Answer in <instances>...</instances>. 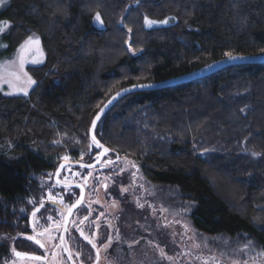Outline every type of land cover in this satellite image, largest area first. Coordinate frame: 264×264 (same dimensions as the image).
Wrapping results in <instances>:
<instances>
[{"label": "trees", "instance_id": "trees-1", "mask_svg": "<svg viewBox=\"0 0 264 264\" xmlns=\"http://www.w3.org/2000/svg\"><path fill=\"white\" fill-rule=\"evenodd\" d=\"M136 1L8 0L0 8L8 23L0 60L31 33L44 53L41 65L26 68L35 79L28 95H0V252L46 178L31 176L53 171V158L66 152L88 157V127L113 93L228 53L264 54V0ZM94 13L103 28L93 26ZM167 17L175 22L144 26L145 18ZM95 131L100 143L138 162L144 177L194 203L197 232L264 253V63L128 94Z\"/></svg>", "mask_w": 264, "mask_h": 264}, {"label": "flooded vegetation", "instance_id": "flooded-vegetation-1", "mask_svg": "<svg viewBox=\"0 0 264 264\" xmlns=\"http://www.w3.org/2000/svg\"><path fill=\"white\" fill-rule=\"evenodd\" d=\"M99 151L100 148L92 145L91 149L88 147V157L68 161L90 164L97 159ZM106 160L110 163L99 164V166L111 165L123 159L114 150H110L108 155L101 158V162ZM126 163L128 164V162ZM130 165L133 168L131 185L139 186L136 178L140 175L141 168L133 163ZM56 167L51 177L44 179L47 180L46 183L44 182L42 188L37 190V193L31 197L30 203L26 205L19 226L16 225L12 236L8 237L4 252H0V264H97V250L80 235L78 229L82 230L89 238L94 239L100 250L98 264H133L130 261L129 252H134L136 249L129 243L146 235L144 228L141 227L142 221H144L143 217L153 213L155 207L150 206L149 202L148 209L151 208L150 210L141 204L137 206L138 209H133L130 208L129 201L123 200L121 211H117L118 207L114 206L113 199V195L117 194L114 193L112 185L105 178L92 177L93 174L86 173L90 169L66 166L59 174L58 180L65 184H75V186H64L54 180ZM120 178L126 183L127 177H115L114 179L120 181ZM145 179L151 185L160 187L148 177ZM81 186L83 187V199L72 211L64 227L66 213L80 196ZM115 188H119V185L117 184ZM50 195L54 199H50ZM138 196L136 194L135 197ZM97 197L100 198V201L96 200ZM34 211L36 212L35 217L32 215ZM130 211H134L135 218L139 217L140 219L131 220ZM115 214L120 216V221L116 223L117 227L113 228ZM45 229L54 237L53 240L48 241L46 236H38V233L44 232ZM119 234L121 237L117 240ZM29 236L41 239L45 243V247L41 248L34 240H29L27 238ZM61 236L64 237L66 246L72 253L71 259L68 258V253L63 250ZM105 244H109L107 250L103 247ZM16 252L27 255L17 257ZM53 253H56L55 257ZM32 256L42 257V259H30L29 257Z\"/></svg>", "mask_w": 264, "mask_h": 264}, {"label": "rangeland", "instance_id": "rangeland-1", "mask_svg": "<svg viewBox=\"0 0 264 264\" xmlns=\"http://www.w3.org/2000/svg\"><path fill=\"white\" fill-rule=\"evenodd\" d=\"M139 1L137 0L136 3ZM141 1L151 2L152 0ZM7 2L8 0H3V3H0V8ZM96 14H93L92 24L96 28L101 29L103 28V22L102 20L97 21L95 19ZM145 19L144 26L147 29L165 27L175 22L173 17H167L162 20L147 18V20L154 22L149 25L145 23ZM164 21H167V23H164ZM0 25L3 26L2 30H0L1 35L7 28L8 23L0 22ZM40 41L38 34L31 33L19 45L10 59L0 60V95L13 97L25 95V92L28 95L33 89L35 83L28 84L27 78L31 76L26 68L43 63L44 53ZM5 46V43L0 42V50L5 48ZM21 60H23L22 68ZM17 76H19V79H16ZM31 79L35 82L33 77ZM86 143L88 150L89 141ZM242 147L241 149L245 154L252 153L245 146ZM113 149L117 153H120L119 155L123 160L106 166L97 165L86 173L93 174L94 176L92 177H103L112 185L114 193L117 194L113 195L114 206L118 207L117 211H121L123 200L129 201V206L133 209H138L137 206H140V204L148 209L149 202L150 206L155 207L153 213L143 217L144 221H142L141 227L144 228L146 235L141 238L138 237L129 243L136 249L134 252H129L130 261L133 264H264V253L259 249H252L250 244L240 245L231 241H223L217 237H208V235L197 232L190 220V213L194 209V203L178 200L176 197L177 193L172 189L151 185L145 179L141 170L139 171L140 175L136 178L139 186L131 185L133 168H131L130 164L133 163L134 165H138V167L139 164L133 161L130 156L121 154L115 147ZM64 156H68V160H78L77 158L81 159L84 157V155L78 153V157L76 158V155L73 157L69 152H66L61 157H54L52 161L54 162L57 159V162H59ZM52 172L48 174H35L31 177L40 182V177L49 178ZM122 176L127 177L126 183L121 178L120 181L114 179L115 177ZM46 181L44 180L45 183ZM219 182L222 183L221 180ZM117 184L119 188H115ZM225 191H227V195L229 196L228 199L232 200L233 190ZM136 194L139 196L135 197ZM96 200L100 201V198L97 197ZM129 216L133 221L140 219L139 217L135 218L136 214L134 211H130ZM118 221H120V216L115 214L113 228L117 227L116 223ZM118 236L117 240L121 237L120 234Z\"/></svg>", "mask_w": 264, "mask_h": 264}, {"label": "water", "instance_id": "water-1", "mask_svg": "<svg viewBox=\"0 0 264 264\" xmlns=\"http://www.w3.org/2000/svg\"><path fill=\"white\" fill-rule=\"evenodd\" d=\"M127 47H129V43L126 44ZM232 57H235L234 59H230L229 56H225L222 57L221 59L212 61L196 70L190 71L188 73L176 76V77H172L163 81H159V82H152L151 84L149 83H137V84H131V85H127L121 89H119L118 91H116L115 93H113L104 103L103 105L98 109V111L95 113V115L93 116L89 128H88V137L90 140V145H89V149H91V146L94 145L92 144V140L91 137L95 132V129H92V121L93 119L96 117L97 113L100 112V109L103 108L104 111L101 114V118L104 116V114L114 105V103H116L119 99H121L122 97L131 94V93H135V92H140V91H152V90H158V89H162V88H166V87H170L172 85H176V84H180V83H186L195 79H199L202 78L204 76H207L209 74H212L216 71L221 70L224 67H227L229 65H234V64H259V63H264V54H260V55H232ZM111 101V102H110ZM110 102V103H109ZM106 105V107H105ZM100 118V120H101ZM99 120V121H100ZM99 121H97V124L99 123ZM96 124V126H97ZM96 128V127H95ZM95 135V134H94ZM97 139V138H96ZM98 140V139H97ZM101 144V143H100ZM103 145V144H101ZM107 148L105 145H103V148H100V151L97 155L100 156L99 161L96 159L94 162L90 163L91 165H93L92 168L96 167L97 165H99L100 163L105 165V164H109L108 160L101 162V158L104 156H101L100 154L103 152V149ZM108 149V152L105 155H108V153L110 152V149ZM61 165H64L63 168H65L66 166H70V167H77V168H82V169H92V168H88V167H81V165H89L86 163H82V162H77V161H61L54 172V180L57 182L58 181V176H57V172L59 171V174L61 173V171L63 170V168H61ZM58 183V182H57ZM60 184H63L64 186H75V184H65V183H61L59 181ZM78 200H81V193L80 196L78 197V199L75 201L74 204H76V202ZM73 204V205H74ZM79 204H76V207ZM75 207V208H76ZM71 208V207H70ZM72 208V211L75 209ZM71 213H69V209L66 213V217L64 220V227L68 222V219L71 215Z\"/></svg>", "mask_w": 264, "mask_h": 264}, {"label": "snow or ice", "instance_id": "snow-or-ice-1", "mask_svg": "<svg viewBox=\"0 0 264 264\" xmlns=\"http://www.w3.org/2000/svg\"><path fill=\"white\" fill-rule=\"evenodd\" d=\"M0 3H3V0H0ZM95 19H96L97 21H100V20H101V17H100V14H99V13L96 14ZM145 23L151 25V24H153L154 22H153V21H149V20H147V18H146V19H145ZM164 23H167V21H164ZM2 28H3V26L0 25V30H2ZM30 41H31V38H30ZM261 52H264V49H261ZM226 55H228L230 59H234V58H235V57H232V55H231L230 53H228V54H226ZM22 67H23V60H21V68H22ZM25 75H27V74L25 73ZM16 79H19V76H17ZM27 82H28V84H33V83H35V82L31 79V77H28V78H27ZM10 86H11V84H10ZM25 95H27V92H25ZM110 102H111V101H110ZM110 102H109V103H110ZM105 107H106V105H105ZM103 111H104V109L101 108V109H100V112L97 113L96 117L93 119V121H92V129H93V130H94L95 127H96L97 121L100 120V118H101V114L103 113ZM91 140H92V144H94L96 147H98V148H103V145L100 144V142L96 139V136H95L94 134L92 135ZM107 152H108V149H107V148H104V149H103V152H102L100 155L103 156V155H105ZM254 155H255V154H254ZM62 159H64V160H68L69 157H68V156H64ZM99 159H100V156L97 157V160H98V161H99ZM108 163H110V161H109ZM63 167H64V165H61V168H63ZM81 167L92 168L93 165H91V164H89V165H81ZM57 176H59V171L57 172ZM57 182L59 183V180H58ZM49 198H50V199H54L53 197H51V195H50ZM82 199H83V187L81 186V200H78V201L76 202V204H80L81 201H82ZM76 204L72 205L71 208H69V213H71L72 208H75V207H76ZM42 206H43V205H42ZM37 211H38V210H37ZM32 215H33V217H35L36 212L34 211V212L32 213ZM49 219H51V217H49ZM85 219H86V218H85ZM81 223H83V221H81ZM65 231H67L66 228H65ZM78 231H80V235H81L85 240H87L88 243L91 244V246H92L94 249L97 250V256H96V259H97V264H98V262H99V251H100V250H99V248H97V245H96L94 239L89 238L87 235L84 234V232H83L82 230L78 229ZM38 236H40V237H45V236H46V238H47L48 241H51V240L54 239V237H52V235L48 232L47 229H45L44 232L38 233ZM27 238H28L29 240H34L35 243L38 244L41 248H44V247H45V243L42 242L41 239H37V238L34 237V236H29V237H27ZM60 240H61V245L64 246L63 250H64L65 252L68 253V258L71 259V258H72V253L68 250V248H67V246H66V243H65V240H64V237L61 236V237H60ZM109 243H110V240H109ZM103 247H104L105 250H107V248L109 247V244H105V245H103ZM15 255H16L17 257H24V256H26L27 254L20 253V252H16ZM77 255H79V253H77ZM53 256L55 257V256H56V253H53ZM29 258H30V259H33V260H41V259H42V257H37V256H32V257H29Z\"/></svg>", "mask_w": 264, "mask_h": 264}, {"label": "bare ground", "instance_id": "bare-ground-1", "mask_svg": "<svg viewBox=\"0 0 264 264\" xmlns=\"http://www.w3.org/2000/svg\"><path fill=\"white\" fill-rule=\"evenodd\" d=\"M151 83H152V82H149V84H151ZM154 83H156V82H154ZM119 100H120V99H119ZM114 104H115V103H114ZM102 105H103V104H102ZM102 105H101V106H102Z\"/></svg>", "mask_w": 264, "mask_h": 264}, {"label": "crops", "instance_id": "crops-1", "mask_svg": "<svg viewBox=\"0 0 264 264\" xmlns=\"http://www.w3.org/2000/svg\"><path fill=\"white\" fill-rule=\"evenodd\" d=\"M43 61H44V56H43Z\"/></svg>", "mask_w": 264, "mask_h": 264}]
</instances>
